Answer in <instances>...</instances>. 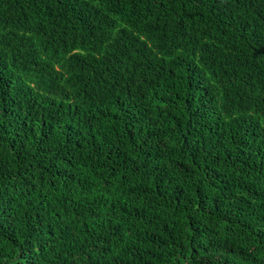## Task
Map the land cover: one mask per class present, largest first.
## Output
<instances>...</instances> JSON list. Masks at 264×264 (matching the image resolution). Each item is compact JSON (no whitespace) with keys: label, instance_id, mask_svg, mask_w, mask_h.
Here are the masks:
<instances>
[{"label":"trees","instance_id":"obj_1","mask_svg":"<svg viewBox=\"0 0 264 264\" xmlns=\"http://www.w3.org/2000/svg\"><path fill=\"white\" fill-rule=\"evenodd\" d=\"M0 264H264V0H0Z\"/></svg>","mask_w":264,"mask_h":264}]
</instances>
